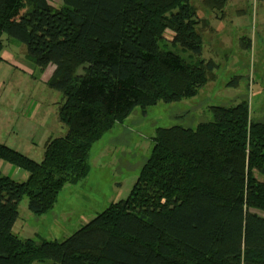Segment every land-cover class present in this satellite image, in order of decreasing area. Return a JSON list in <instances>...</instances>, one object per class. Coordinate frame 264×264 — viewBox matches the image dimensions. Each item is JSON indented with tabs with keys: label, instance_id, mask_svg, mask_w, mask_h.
Here are the masks:
<instances>
[{
	"label": "trees",
	"instance_id": "trees-1",
	"mask_svg": "<svg viewBox=\"0 0 264 264\" xmlns=\"http://www.w3.org/2000/svg\"><path fill=\"white\" fill-rule=\"evenodd\" d=\"M204 1L216 10L228 0ZM200 22L190 0H0V60L6 33L39 68L54 65L46 83L62 93L68 127L39 162L0 142V157L29 171L25 181L0 172V264H264V121L246 101L213 106L195 129L158 128L128 197L65 240L13 231L23 197L36 214L51 210L66 184L87 177L94 144L136 107L198 93L208 80L201 61L190 72L159 42L170 32L198 56ZM85 63L115 80L76 75Z\"/></svg>",
	"mask_w": 264,
	"mask_h": 264
},
{
	"label": "rangeland",
	"instance_id": "rangeland-1",
	"mask_svg": "<svg viewBox=\"0 0 264 264\" xmlns=\"http://www.w3.org/2000/svg\"><path fill=\"white\" fill-rule=\"evenodd\" d=\"M190 1L201 18V54L196 56L172 44L170 32L167 46L160 41L159 49L179 54L190 72L198 73L201 61L206 83L193 97L136 107L116 123L94 144L87 177L78 184H66L51 210L41 214L30 211L24 196L13 227L19 237L36 242L63 241L110 204L127 198L151 155L158 128L195 129L213 119V106H233L242 101L249 104L254 120L264 121V0H228L216 10L204 0ZM48 3L55 7L63 0ZM24 10L22 5L20 14ZM3 39L1 56L8 61H0V142L39 162L49 137L68 132L59 118L62 93L46 83L54 65L39 68L27 57L24 44L8 40L6 33ZM85 70L104 82L115 80L113 74L90 63L78 66L75 74ZM0 172L17 181L29 176L28 170L2 157Z\"/></svg>",
	"mask_w": 264,
	"mask_h": 264
},
{
	"label": "crops",
	"instance_id": "crops-1",
	"mask_svg": "<svg viewBox=\"0 0 264 264\" xmlns=\"http://www.w3.org/2000/svg\"><path fill=\"white\" fill-rule=\"evenodd\" d=\"M0 61L7 62L8 60L2 57V59H1ZM51 137H52V136H50L49 139H50ZM49 139H48V140H49ZM48 140H47V141H48ZM47 141H46V142H47Z\"/></svg>",
	"mask_w": 264,
	"mask_h": 264
}]
</instances>
